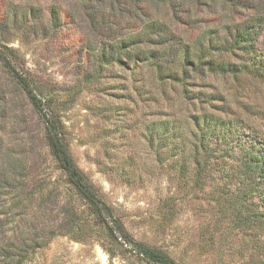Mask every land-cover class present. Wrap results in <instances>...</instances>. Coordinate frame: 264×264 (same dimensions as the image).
<instances>
[{"label": "rangeland", "instance_id": "rangeland-1", "mask_svg": "<svg viewBox=\"0 0 264 264\" xmlns=\"http://www.w3.org/2000/svg\"><path fill=\"white\" fill-rule=\"evenodd\" d=\"M185 7L182 21L161 0H0V45L63 121L77 165L135 239L178 264H264V226L235 225L243 202L264 208V184L246 201L237 197L249 187L238 144L264 148V82L189 76L188 88L207 94L200 104L183 98L181 84L164 92L152 65L114 60L153 19L176 35L175 44L233 15L220 0ZM152 35L142 48L165 46ZM205 112L232 130L217 126L218 153L197 182L196 165L181 172L152 132L156 121L189 124ZM105 234L52 156L42 118L0 62V264H151L112 247Z\"/></svg>", "mask_w": 264, "mask_h": 264}, {"label": "trees", "instance_id": "trees-1", "mask_svg": "<svg viewBox=\"0 0 264 264\" xmlns=\"http://www.w3.org/2000/svg\"><path fill=\"white\" fill-rule=\"evenodd\" d=\"M168 1L173 7L175 15L185 21L181 14L188 12V0H161ZM202 3L203 0H193ZM231 6L233 15L228 21L222 22L216 29L206 28L203 31H194L193 40L174 44L172 31H163L162 23L153 19L151 27L142 36L135 38L130 46L124 49L115 61L134 64L152 65L156 75L155 82L160 84L166 92L169 84H181L180 93L183 98L197 101L200 104L209 100L203 90L192 91L188 88V77L192 75L204 77L211 74H231L234 77L247 74L264 82V0H220ZM189 22V20H186ZM156 30V31H153ZM156 32L165 46L150 50L142 48L140 43L150 42ZM262 43V47L259 46ZM227 54L240 59L239 62L228 61ZM122 57L123 60H122ZM0 62L10 72L15 81L24 90L33 108L42 118L45 125V134L50 152L60 168L65 172L70 184L89 205L95 217L96 224L104 229L105 236L112 247H121L132 250L141 255L151 264H178L165 251L152 247L135 239L122 220L115 214L112 206L102 197L100 191L89 180L86 174L77 165L69 143L65 136V125L60 117L48 109L47 104L39 95L31 79L18 67L14 61L10 48L0 45ZM186 122L164 118L154 123L153 136L158 145L168 144V152L172 153L176 161L174 166L181 172H188L193 162L197 167L198 181L205 180V171L208 161L216 157L217 144L212 139L217 137V126L222 132L227 128L232 130L230 122L217 119L209 113L194 115ZM248 127V126H247ZM240 147V165L243 175L248 177V186L243 184L239 188L237 197L247 199V193L261 191L264 184V148L256 145L251 149L245 144ZM245 197V198H244ZM264 203V193L262 195ZM264 205V204H263ZM245 213L237 215L235 225L240 229L255 228L258 224L264 226V208L259 209L252 203L243 202ZM108 251L112 255V250Z\"/></svg>", "mask_w": 264, "mask_h": 264}]
</instances>
